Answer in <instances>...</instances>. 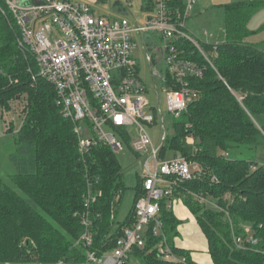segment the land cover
I'll list each match as a JSON object with an SVG mask.
<instances>
[{
	"label": "trees",
	"instance_id": "obj_1",
	"mask_svg": "<svg viewBox=\"0 0 264 264\" xmlns=\"http://www.w3.org/2000/svg\"><path fill=\"white\" fill-rule=\"evenodd\" d=\"M145 2L150 12L152 3L149 7ZM168 7L183 12L184 0H168ZM263 8L264 0L223 8V42L215 49L202 46L214 54L215 70L189 43L179 47L187 60L205 67L202 78L189 81L200 98L174 120L158 157L179 154L202 169L198 177L172 190L206 238L211 264H264V165L251 157L264 145V127L257 122L264 116V49L249 40L263 29L249 27ZM17 39V28L0 16V108L12 111V104H20L23 114L8 158L15 170L9 177L14 189L0 179V264H86L85 249L75 244L86 213L92 222L90 249L98 253L111 251L133 222L132 207L123 222L114 224L123 188L121 167L103 143L92 145L84 156L78 152L76 135L55 103L53 87L39 77L32 81L28 68L36 74L35 62L20 52ZM165 81L169 85L171 78ZM188 136L193 145L186 143ZM95 180L93 192L100 194L86 207L87 183ZM140 195L141 184L133 203ZM196 196L213 200L214 209L199 204ZM159 205L166 244L187 264H195L173 244L179 221L167 201ZM245 224L258 244L238 249L233 236L242 235ZM152 226L145 247L134 249L125 264H178L159 259L156 246L162 238L153 236Z\"/></svg>",
	"mask_w": 264,
	"mask_h": 264
},
{
	"label": "built area",
	"instance_id": "obj_2",
	"mask_svg": "<svg viewBox=\"0 0 264 264\" xmlns=\"http://www.w3.org/2000/svg\"><path fill=\"white\" fill-rule=\"evenodd\" d=\"M195 2L184 0L183 12H172L168 0H151L152 10L144 21L138 24L134 20L130 25L125 18L98 17L88 3L81 1L0 0V16L8 23L11 21L18 30L17 48L22 54L31 55L35 62L36 74L28 68L32 81L39 77L53 87L55 103L76 135L78 152L84 156L96 143H103L115 152L122 149L120 140H127L136 154L150 150L141 173V195L133 203V222L123 229L111 251L98 253L90 249L92 222L88 213L82 217V232L75 244L85 249L86 264H125L134 249L145 247V235L151 224L153 236L162 238L156 246L159 258L187 264L184 257L176 256L166 244L159 220V204L165 199L170 209L173 200L182 203L173 196V187L195 179L202 169L179 154L166 160L158 159L166 134L163 130L161 146L155 149L146 126L153 125L156 118L144 113L146 89L138 77L133 55L136 50L134 36H137L149 63L158 64L160 58L164 61V71L150 68L153 77L162 83L166 112L174 120L178 119L200 98L199 90L191 87L189 81L202 78L205 71L204 66L187 60L185 51L179 47H183L184 42L189 43L215 70L214 54L204 51L202 44L213 45V48L217 44H210L207 39L200 41L187 33L185 21ZM204 36L208 37L206 32ZM155 38L160 39V46L154 45ZM166 76L171 78L169 85ZM157 99L159 105V96ZM15 106L12 104L11 108ZM105 126L116 130L120 140L106 134ZM127 129H133L132 137ZM186 143L193 145V137H186ZM222 156L227 158L228 154L222 153ZM96 183L97 180L94 184L87 183L86 207L100 194L93 192ZM196 199L199 204L207 202L202 196ZM233 244L244 249L256 246L258 241L247 225L242 235L233 236Z\"/></svg>",
	"mask_w": 264,
	"mask_h": 264
},
{
	"label": "rangeland",
	"instance_id": "obj_3",
	"mask_svg": "<svg viewBox=\"0 0 264 264\" xmlns=\"http://www.w3.org/2000/svg\"><path fill=\"white\" fill-rule=\"evenodd\" d=\"M78 1L88 3L96 16L106 18L107 20L125 18L129 21L130 25L133 24L134 20L138 24H141L144 21L143 14L138 8L141 0ZM130 4L131 6L129 7L128 11H126V13L122 12V6L125 7L127 5L129 6ZM255 16L256 17L253 19V22L251 23V25H249L250 29L252 27H255L256 24H259V26H257L258 28L262 27L263 29L259 34L250 37L249 40H252V38L256 36V38H254V41L256 40L255 42L258 43V46L264 49V8L260 10ZM187 33L192 38L198 40L202 39L201 35H204V31L202 30H199L198 34H194L189 30H187ZM202 40L204 41L205 39ZM134 42L136 43V50L134 52L133 59H135V61L137 62L138 77L146 89V108L144 110V113L154 115L156 118V122L153 125L146 126V131L152 140L153 147L157 149L161 146L162 143L161 137L163 134V130L167 138L171 133L172 124L174 122V118L166 112L165 93L163 91L162 83L157 77H153L151 71V68L156 67L160 71H164L165 63L163 60H161V58L158 64H156L155 62L149 63L146 50L143 47L141 40L137 36H134ZM154 45L160 46V39L155 38ZM202 46L204 45L202 44ZM160 56H156V58ZM158 96L160 99L159 105L157 101ZM21 108L22 106H20V104H17L15 106V109L11 108L12 111H5L0 108V179L4 185L12 189H14V185L10 181L9 177L15 174V170L12 164L9 162L8 158L9 155L12 154L15 150V136L22 125L23 114ZM152 108H154V110ZM161 114L163 117V122L161 121ZM257 122L260 126L264 127V116L257 118ZM103 129L106 134L114 135L117 140H120L118 132L116 130L112 129L109 126H105ZM126 132L131 137L134 134L133 129H127ZM120 142L122 149L115 151L114 154L121 167L123 188L121 189L122 193L119 194L120 201L116 207L114 224L123 222L132 209L136 189L141 184V173L143 170V165L150 156V150L147 153L136 154L131 151L129 142H122V140H120ZM251 157L259 165H264V145L258 147L256 152L253 153ZM152 164L153 162L151 160L149 162L150 167L152 166ZM206 200L207 202L205 203V208L214 209L213 205L215 202L211 199ZM225 200H230V197L226 196ZM246 226L247 225L245 224L242 226V228Z\"/></svg>",
	"mask_w": 264,
	"mask_h": 264
},
{
	"label": "crops",
	"instance_id": "obj_4",
	"mask_svg": "<svg viewBox=\"0 0 264 264\" xmlns=\"http://www.w3.org/2000/svg\"><path fill=\"white\" fill-rule=\"evenodd\" d=\"M145 1L146 0H141L138 6L144 19L149 15V12L145 11L147 8ZM249 1L253 0H196L186 18V29L194 34H198V31L202 30L208 35V37L201 35L202 39H207L210 44H220L224 40L223 8L231 4ZM148 2L150 3V7L151 0H148ZM130 6L131 4L125 7L122 6V12L126 13ZM255 17L256 16H254V18ZM253 19L249 25H251ZM257 26H259V24H256L255 27L251 26V29H256L258 28ZM254 38H256V36ZM254 38H252L251 41L258 44L255 42L256 40L254 41ZM170 209L175 218L179 221L177 227L178 235L173 241L174 246L188 252L191 261L195 264H211L206 238L200 230L194 216L183 205V203H179L176 200H173Z\"/></svg>",
	"mask_w": 264,
	"mask_h": 264
}]
</instances>
